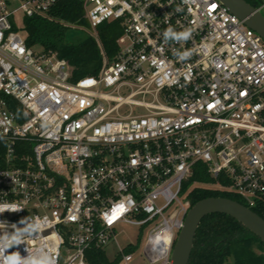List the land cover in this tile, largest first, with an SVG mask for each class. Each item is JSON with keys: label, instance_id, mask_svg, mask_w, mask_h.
I'll return each mask as SVG.
<instances>
[{"label": "built area", "instance_id": "2783aa9c", "mask_svg": "<svg viewBox=\"0 0 264 264\" xmlns=\"http://www.w3.org/2000/svg\"><path fill=\"white\" fill-rule=\"evenodd\" d=\"M18 1L26 18H49L64 0ZM82 2L90 35L114 21L122 34L98 76L73 81L0 0V206L21 209L0 212V237L40 224L8 252L89 264L130 224L148 230L151 264H171L194 190L264 210V40L219 0ZM170 26L191 38L165 41ZM200 164L213 182L191 183ZM137 252L116 255L130 264Z\"/></svg>", "mask_w": 264, "mask_h": 264}, {"label": "trees", "instance_id": "16d2710c", "mask_svg": "<svg viewBox=\"0 0 264 264\" xmlns=\"http://www.w3.org/2000/svg\"><path fill=\"white\" fill-rule=\"evenodd\" d=\"M253 6L258 7L257 4ZM84 15L82 0H64L52 10L49 18L32 17L25 20L27 46L39 48L46 53H57L60 59L69 63L73 81L86 76H98L105 56L110 61L116 57L117 40L122 34L120 23L114 21L99 26V41L89 34L71 41V29L63 23L85 26L87 21ZM198 168L191 183L214 181L206 174L202 164ZM211 197L228 198L243 204L236 196L203 188L194 190L190 196L193 206ZM254 212L264 219V210ZM130 251L131 249L126 250V253ZM87 256L89 264H120L122 260L121 255H116L111 261L106 251L91 250ZM189 264H264V244L229 216L209 215L199 226Z\"/></svg>", "mask_w": 264, "mask_h": 264}, {"label": "water", "instance_id": "95a60500", "mask_svg": "<svg viewBox=\"0 0 264 264\" xmlns=\"http://www.w3.org/2000/svg\"><path fill=\"white\" fill-rule=\"evenodd\" d=\"M240 20L264 40V15L259 7L246 0H219ZM222 214L236 220L264 244V219L239 202L223 197H211L196 203L185 220L171 254V264H189L199 226L204 218Z\"/></svg>", "mask_w": 264, "mask_h": 264}, {"label": "rangeland", "instance_id": "374dc122", "mask_svg": "<svg viewBox=\"0 0 264 264\" xmlns=\"http://www.w3.org/2000/svg\"><path fill=\"white\" fill-rule=\"evenodd\" d=\"M9 2V9L12 12L11 16V23L15 27L17 31H19L23 37H27L26 28V17L22 12L20 6V2L18 0H7ZM258 7L262 6L264 0H257L256 1ZM262 14L264 15V8H262ZM87 21V20H86ZM85 30H71L70 39L71 41H76L77 39L83 38L88 35V32H92V28L90 23L87 21L85 26H82ZM88 31V32H87ZM98 31V30H97ZM90 35V34H89ZM94 40H97L94 36L90 35ZM106 92H110V90H106ZM121 96H128L131 94V90L128 88L121 89L120 93ZM136 99L142 100V97H137ZM134 114L140 115L144 113V109L142 108H134ZM121 112H128V109H123ZM139 220H142L139 219ZM118 237L117 243L110 244L107 249L108 258L113 261L116 257V253L118 248L121 249L127 248L130 244L135 245L138 247V252L134 256V260L130 264H151L148 259L146 258L144 251L147 245L148 239V230H144L139 226L130 225V224H123L118 229ZM119 246V247H118Z\"/></svg>", "mask_w": 264, "mask_h": 264}, {"label": "clouds", "instance_id": "9594fccd", "mask_svg": "<svg viewBox=\"0 0 264 264\" xmlns=\"http://www.w3.org/2000/svg\"><path fill=\"white\" fill-rule=\"evenodd\" d=\"M163 36L165 41H187L191 38V31L189 29H185L183 31L177 32L170 26L164 31ZM179 55L180 59H186L190 55V53L186 51ZM6 210L15 212L21 209L15 205L0 206V212H4ZM40 230V224H36L35 226H29L28 228L23 230H17L10 237H0V264H57V259L51 251L43 253L41 255H34L30 250H28L29 255L27 257H22L19 251L11 253L8 252V249L13 245H19L23 242L24 237L22 236V231L33 233L39 232Z\"/></svg>", "mask_w": 264, "mask_h": 264}, {"label": "flooded vegetation", "instance_id": "af4514ba", "mask_svg": "<svg viewBox=\"0 0 264 264\" xmlns=\"http://www.w3.org/2000/svg\"><path fill=\"white\" fill-rule=\"evenodd\" d=\"M248 3H250L251 5H255L256 4V0H246Z\"/></svg>", "mask_w": 264, "mask_h": 264}, {"label": "snow or ice", "instance_id": "6c2138e0", "mask_svg": "<svg viewBox=\"0 0 264 264\" xmlns=\"http://www.w3.org/2000/svg\"><path fill=\"white\" fill-rule=\"evenodd\" d=\"M111 222H112V219L109 220V223H111Z\"/></svg>", "mask_w": 264, "mask_h": 264}]
</instances>
